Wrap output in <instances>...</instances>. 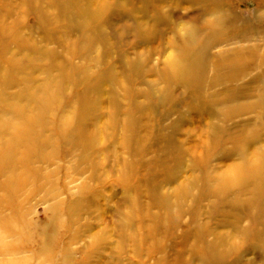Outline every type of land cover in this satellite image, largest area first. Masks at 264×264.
I'll list each match as a JSON object with an SVG mask.
<instances>
[{
  "label": "rangeland",
  "instance_id": "1",
  "mask_svg": "<svg viewBox=\"0 0 264 264\" xmlns=\"http://www.w3.org/2000/svg\"><path fill=\"white\" fill-rule=\"evenodd\" d=\"M217 3L0 0V264H264V0Z\"/></svg>",
  "mask_w": 264,
  "mask_h": 264
},
{
  "label": "bare ground",
  "instance_id": "2",
  "mask_svg": "<svg viewBox=\"0 0 264 264\" xmlns=\"http://www.w3.org/2000/svg\"><path fill=\"white\" fill-rule=\"evenodd\" d=\"M69 1L71 2V0H69ZM191 1L195 5H201V6H205L208 8L212 5L213 9L216 10V11L213 10V12H215V13L220 12L221 13L222 17H220V20H222L224 15L222 13L223 11H222L221 7L217 3V0H191ZM185 3H186V1H185ZM68 6L69 5L67 3H65L63 6L60 7V10L62 9V11H63L62 13L67 12ZM95 13L101 14V11L100 10L94 11L93 15ZM74 20H75L74 18L71 19L72 22H74ZM198 24H199V22L195 21V25L193 28L194 31H192L194 34H197V33L200 34L201 31L203 29H205V26L203 27L202 25H200V24L198 25ZM87 26H88V21H87V23H83L82 27H83V29H86ZM212 27L213 26H211V27L209 26L208 28H212ZM133 29H134V27H133ZM12 30H13L12 34L9 35V33L7 32L8 30H5L2 26H0V78L2 80L1 82L5 85V87L16 82L15 79H17V76H16L15 70H16V67H18V61L16 59L12 58V60L10 61L11 65H12L10 70H12L13 73H11V72H4L3 73L2 72L3 70L1 69L2 68L1 66H2L4 58H6L7 52L9 50L7 41L15 40L19 49L27 47V45L25 43L26 40L22 37L20 38V34H18V35L16 34L15 27ZM213 40H214L213 36L206 39V40L196 38L194 41H195V43H197V47H193V46L190 47L186 43H184V45H181L180 48L178 47V59H176L174 61V70H175V73H177L179 76L181 75V77L186 81V83L189 84L190 83L189 81H192V79H195V78L196 79L199 77L202 78V76H200V74H202L203 67H205V64H206V61H205L206 53L208 51L209 46L212 44ZM84 43H85V41H84ZM26 58H28V57H26ZM29 61L35 62L34 60H32L30 58H29ZM229 62H230V64H232L231 60H229ZM14 68H15V70H14ZM233 77H235V75H232V78ZM4 90L5 89H3L1 91V94H0V118H2L1 116H4L6 120L0 119V138L5 137L6 134L12 135L13 132L15 131V129L18 127V125L16 124V120L17 119L19 120L18 115H19V111L21 112L22 107L17 106L18 102H16V101L21 96L25 95L24 92H21V93L15 95V97H13L16 100V101H13V100H9L8 98H6V92ZM104 93H106V92L104 91ZM13 114H15V115H13ZM11 116H12V119H10Z\"/></svg>",
  "mask_w": 264,
  "mask_h": 264
}]
</instances>
